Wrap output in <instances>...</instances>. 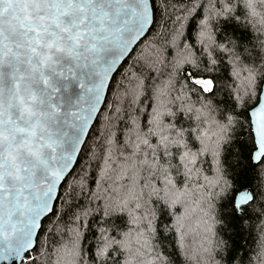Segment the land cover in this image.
Here are the masks:
<instances>
[{"label":"snow or ice","instance_id":"1","mask_svg":"<svg viewBox=\"0 0 264 264\" xmlns=\"http://www.w3.org/2000/svg\"><path fill=\"white\" fill-rule=\"evenodd\" d=\"M169 240L264 264V0H0V264Z\"/></svg>","mask_w":264,"mask_h":264},{"label":"trees","instance_id":"2","mask_svg":"<svg viewBox=\"0 0 264 264\" xmlns=\"http://www.w3.org/2000/svg\"><path fill=\"white\" fill-rule=\"evenodd\" d=\"M163 23V21H162ZM239 34V33H238ZM151 39V38H150ZM247 179H252L255 182V177H248ZM247 182V181H246ZM229 223V228L225 230H220L217 228V231H220L221 236L223 237L224 240L227 241H235L240 239L239 236L235 235L234 229H233V224L234 222H228ZM69 226H71L69 224ZM100 225L97 224L96 227H99ZM195 227V224L193 225ZM200 237L197 236L195 233L189 236L187 243H189L191 246H195L196 243L199 241ZM165 244L167 245L165 252L166 255L169 256L172 264H192V262L187 261L182 255H181V250L178 249L171 240L165 241Z\"/></svg>","mask_w":264,"mask_h":264}]
</instances>
